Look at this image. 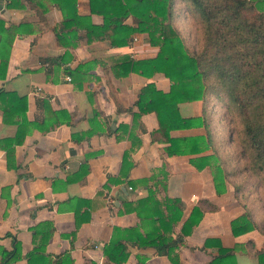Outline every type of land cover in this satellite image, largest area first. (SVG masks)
Instances as JSON below:
<instances>
[{"label":"crops","instance_id":"obj_1","mask_svg":"<svg viewBox=\"0 0 264 264\" xmlns=\"http://www.w3.org/2000/svg\"><path fill=\"white\" fill-rule=\"evenodd\" d=\"M74 10L65 25L50 0H0V63L8 51L0 90L13 93L0 96L10 114L4 123L0 110V141L22 134L7 153L0 142V264L14 244L7 264H170L150 244L141 245L155 234L154 214L166 215V199L180 203H167L179 218L162 233L179 237L180 264H208L218 246L234 249V264H258L254 251L264 245L258 229L231 233L230 221L244 213L232 187L217 194L210 167L198 170L190 161L211 149L189 153L182 145L183 153L169 155L154 114L133 115L143 86L166 93L170 83L158 72L118 76V65L153 58L158 47L145 33L122 46L92 35L88 40L86 27L100 25L102 17L89 11L87 0H77ZM122 23L133 25L130 16ZM177 113L199 117L201 103H178ZM204 134L196 126L167 136ZM193 207L201 216L181 234ZM112 242L123 247L121 262Z\"/></svg>","mask_w":264,"mask_h":264},{"label":"trees","instance_id":"obj_2","mask_svg":"<svg viewBox=\"0 0 264 264\" xmlns=\"http://www.w3.org/2000/svg\"><path fill=\"white\" fill-rule=\"evenodd\" d=\"M50 1L58 6L63 24L67 25V20L75 16L77 0ZM87 1L89 11L102 17L100 25L86 27L88 40H91L92 35L97 39H107L112 45L122 46L128 43L132 34L145 33L148 43L158 47L153 58H126L118 65L119 70L123 72L115 70V73L125 76L133 72L149 78L158 72L168 79L170 85L166 93L154 90L151 84L143 86L135 102L138 111L133 114L134 117L146 112L154 114L157 131L165 135L169 142L166 153H183L180 148L182 145L186 151H190L189 153L211 149L212 154L202 155L190 161L198 170L209 166L214 191L217 194L225 192L226 185L231 186V183L215 144L213 124L209 115L212 106L218 102L235 122V132L229 131L227 139L235 135L237 144L248 162L246 169L258 177L264 188V11L259 9L264 0H180L202 30V48L196 52L190 51L173 26L174 0ZM127 16L132 18L133 25L122 23ZM2 45L3 42L0 41V47ZM7 53L8 51L0 63L2 78ZM0 96L1 99H9L13 93L0 90ZM190 101H200V116L180 117L177 104ZM0 110L2 122L10 121L9 112L1 105ZM19 118L20 124L24 125L23 110ZM196 126H202L205 134L185 139L167 136L170 130ZM21 141L22 134L16 131L14 137L0 142L5 146L7 153V147L12 148ZM236 190L237 187L234 190L232 188L234 198L238 201ZM149 197L148 195L146 199ZM205 202L202 200V203ZM153 203L158 204L155 201ZM167 203L180 204L178 200L166 199V215L154 214L153 220L158 222L154 229L155 234H146L145 239H141V245L150 244L157 254L165 255L170 264H180L175 253L179 237L172 239L162 234L165 230L169 231L172 223L179 218L178 215L175 216V210L170 211ZM238 203L241 205L239 201ZM200 216V209L193 207L180 227L181 234L188 233ZM165 225L169 228L165 229ZM254 228L264 236V230L246 209L242 215L230 221L233 235H240ZM206 243L207 241L204 245ZM110 246L117 252L116 262L124 260L123 247L114 242L110 243ZM15 249L14 244L11 252L2 255L1 264H7ZM233 250L218 246L217 255L208 264H234ZM254 255L258 264H264V245L261 251H254ZM119 256L122 257L120 261ZM140 264H144V260H141Z\"/></svg>","mask_w":264,"mask_h":264},{"label":"rangeland","instance_id":"obj_3","mask_svg":"<svg viewBox=\"0 0 264 264\" xmlns=\"http://www.w3.org/2000/svg\"><path fill=\"white\" fill-rule=\"evenodd\" d=\"M173 16V24L190 51L201 49L202 30L180 0L173 1ZM209 115L213 124L215 144L228 172V180L233 190L237 187L235 195L242 208L250 212L264 230V188L258 177L246 169L248 162L237 144L235 135L227 139L229 131L235 132V122L218 102L212 106Z\"/></svg>","mask_w":264,"mask_h":264},{"label":"built area","instance_id":"obj_4","mask_svg":"<svg viewBox=\"0 0 264 264\" xmlns=\"http://www.w3.org/2000/svg\"><path fill=\"white\" fill-rule=\"evenodd\" d=\"M66 80L69 81V77L68 76H66Z\"/></svg>","mask_w":264,"mask_h":264}]
</instances>
